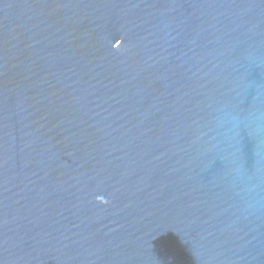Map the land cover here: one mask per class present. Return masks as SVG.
Instances as JSON below:
<instances>
[{"label":"water","instance_id":"water-1","mask_svg":"<svg viewBox=\"0 0 264 264\" xmlns=\"http://www.w3.org/2000/svg\"><path fill=\"white\" fill-rule=\"evenodd\" d=\"M0 264H264V0H0Z\"/></svg>","mask_w":264,"mask_h":264}]
</instances>
